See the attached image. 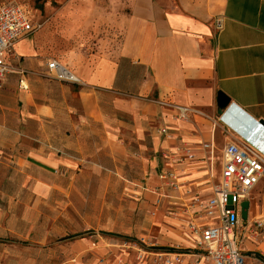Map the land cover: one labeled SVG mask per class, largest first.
<instances>
[{
    "label": "crops",
    "instance_id": "obj_1",
    "mask_svg": "<svg viewBox=\"0 0 264 264\" xmlns=\"http://www.w3.org/2000/svg\"><path fill=\"white\" fill-rule=\"evenodd\" d=\"M39 1L31 19L42 27L16 44L13 60L31 74L0 81V190L17 179L30 193L32 178L109 184L117 175L133 210L120 215V232L146 239L157 227L161 246L135 259L107 248L105 264H155V252L176 247L193 250L183 264H204L185 207L213 196L229 143L264 150V0ZM51 61L79 83L52 78ZM172 105L198 114L180 120ZM164 152L177 159L164 161ZM169 169L180 190L156 205ZM262 185L247 200L250 219L264 212V198L252 203ZM250 245L264 255V243Z\"/></svg>",
    "mask_w": 264,
    "mask_h": 264
},
{
    "label": "rangeland",
    "instance_id": "obj_2",
    "mask_svg": "<svg viewBox=\"0 0 264 264\" xmlns=\"http://www.w3.org/2000/svg\"><path fill=\"white\" fill-rule=\"evenodd\" d=\"M1 1L26 3L32 9L43 6L39 0ZM222 147L221 143L215 149L217 159ZM124 183L117 175H112L109 184L103 180L32 178L30 193L27 187L23 190L18 179L14 189H1L0 264H105L110 263L104 259L107 248L118 253L121 246L135 259L134 255L142 253L139 247L149 249L152 243L161 246L157 227L143 231L147 245L135 232H120V215L133 212L123 194ZM46 184L50 187L47 191L38 188ZM104 187L111 190L101 195ZM263 194L264 185L252 196V203L261 204ZM125 243L132 247H124ZM242 247L247 251L251 245Z\"/></svg>",
    "mask_w": 264,
    "mask_h": 264
},
{
    "label": "built area",
    "instance_id": "obj_3",
    "mask_svg": "<svg viewBox=\"0 0 264 264\" xmlns=\"http://www.w3.org/2000/svg\"><path fill=\"white\" fill-rule=\"evenodd\" d=\"M31 14L27 4L0 1V81L13 74L22 77L31 74L13 61L16 59V44L42 27L32 23ZM48 70L50 76L58 81L79 83L78 78L57 61L49 62ZM172 107L180 120L187 121L193 114H198L188 107ZM161 133L166 134L167 130ZM184 152L188 160L194 158L190 150L185 149ZM162 158L171 162L177 159V153L164 152ZM178 178V173L171 169L160 175L162 184L154 191L156 205L170 197L165 192L180 190ZM263 180L264 150L256 151L238 143H229L225 147L221 181L214 185L213 196L206 202L196 200L184 209L190 215L187 226L195 238L194 254L204 264H264L261 254L244 251L242 247L244 244L264 243V212L252 219H242V203ZM141 241L147 245L145 238ZM124 247H132V244L125 243ZM151 248L138 249L144 253ZM192 251L181 247L161 250L154 253V261L155 264H183L186 254H192Z\"/></svg>",
    "mask_w": 264,
    "mask_h": 264
},
{
    "label": "water",
    "instance_id": "obj_4",
    "mask_svg": "<svg viewBox=\"0 0 264 264\" xmlns=\"http://www.w3.org/2000/svg\"><path fill=\"white\" fill-rule=\"evenodd\" d=\"M230 104V99L223 93H219L218 95V106L222 109L227 108ZM260 124L264 127V121H260ZM249 201H245L242 203V219L247 220L248 210H249Z\"/></svg>",
    "mask_w": 264,
    "mask_h": 264
},
{
    "label": "trees",
    "instance_id": "obj_5",
    "mask_svg": "<svg viewBox=\"0 0 264 264\" xmlns=\"http://www.w3.org/2000/svg\"><path fill=\"white\" fill-rule=\"evenodd\" d=\"M259 256H260V254H259ZM260 257L264 259V257H262V255Z\"/></svg>",
    "mask_w": 264,
    "mask_h": 264
}]
</instances>
